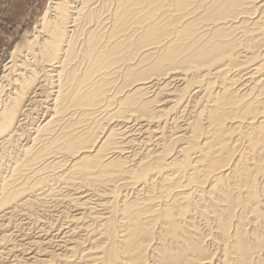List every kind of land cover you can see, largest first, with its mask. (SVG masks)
<instances>
[{"label":"bare ground","instance_id":"6f19581e","mask_svg":"<svg viewBox=\"0 0 264 264\" xmlns=\"http://www.w3.org/2000/svg\"><path fill=\"white\" fill-rule=\"evenodd\" d=\"M39 20L0 86V264H264V0Z\"/></svg>","mask_w":264,"mask_h":264},{"label":"rangeland","instance_id":"374dc122","mask_svg":"<svg viewBox=\"0 0 264 264\" xmlns=\"http://www.w3.org/2000/svg\"><path fill=\"white\" fill-rule=\"evenodd\" d=\"M48 1L0 0V86L7 84L12 49L17 45L19 54L28 48L27 38L33 36Z\"/></svg>","mask_w":264,"mask_h":264},{"label":"crops","instance_id":"0c3cea01","mask_svg":"<svg viewBox=\"0 0 264 264\" xmlns=\"http://www.w3.org/2000/svg\"><path fill=\"white\" fill-rule=\"evenodd\" d=\"M11 4V2L8 3V5Z\"/></svg>","mask_w":264,"mask_h":264}]
</instances>
